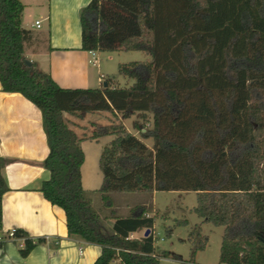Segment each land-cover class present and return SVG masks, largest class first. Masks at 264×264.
Instances as JSON below:
<instances>
[{
    "label": "trees",
    "instance_id": "obj_1",
    "mask_svg": "<svg viewBox=\"0 0 264 264\" xmlns=\"http://www.w3.org/2000/svg\"><path fill=\"white\" fill-rule=\"evenodd\" d=\"M22 11L20 0H0L1 90L39 109L49 149L42 163L49 177L39 190L64 211L68 235L101 246L93 264H160L170 257L155 253V216L143 206L125 217L111 213L107 231L91 205L94 195L110 208L113 192L154 191L195 192L193 212L224 228L219 264H264V104L252 103L264 90L253 80L264 75V0H90L79 12L82 50L149 56L118 64V74L132 80L128 87L109 79L99 88H64L36 63L27 65L24 44L32 32L21 27ZM64 113L112 117L87 134ZM136 113L138 136L119 118ZM102 135L112 136L99 156L102 185L87 194L80 144ZM9 161L0 157V230L8 190L1 169ZM139 229L150 231L130 239ZM14 234L23 238L22 257L45 242L22 229ZM205 245L199 240L193 254Z\"/></svg>",
    "mask_w": 264,
    "mask_h": 264
},
{
    "label": "crops",
    "instance_id": "obj_2",
    "mask_svg": "<svg viewBox=\"0 0 264 264\" xmlns=\"http://www.w3.org/2000/svg\"><path fill=\"white\" fill-rule=\"evenodd\" d=\"M89 1L20 0L23 5L21 27L44 39V47L33 54V60L64 88L101 87L105 82L104 76H109L107 71L111 68L108 64L113 59L111 55L116 53L97 52L98 62L93 64L89 52L81 49L79 12ZM27 9L35 11L33 21H25L23 13ZM36 20H41L40 28L35 27ZM43 24L45 30L41 31ZM24 50L26 55V43ZM111 81L115 83V79ZM48 151L39 109L20 93L3 92L0 86V157L10 160L1 169L8 190L2 196L0 236L22 229L32 239H45L26 257L19 254L23 240H4L3 246H0V264H93L100 255L99 244L87 242L77 235H68L64 211L46 200L39 190L42 182L49 177V171L42 164ZM117 193L111 194L110 208L102 206L101 201L93 200V196L91 198V205L107 231L111 230L114 222L110 218L111 213L112 216L125 217L135 207L127 206L121 210L117 205L119 203L114 202ZM143 204L137 205L145 208L146 216H151L146 210L147 203ZM137 231L130 234L131 239L144 236L145 229H142L143 234L136 236ZM154 251L156 253L155 245Z\"/></svg>",
    "mask_w": 264,
    "mask_h": 264
},
{
    "label": "rangeland",
    "instance_id": "obj_3",
    "mask_svg": "<svg viewBox=\"0 0 264 264\" xmlns=\"http://www.w3.org/2000/svg\"><path fill=\"white\" fill-rule=\"evenodd\" d=\"M23 14L25 21H33L35 11L33 9H27ZM35 30L37 31V29ZM44 30L45 24H43L41 31ZM41 37L38 34H33L29 41L30 43H26V60L36 63L33 60V54L44 47V39ZM260 50L264 56V45L260 47ZM101 56L105 57L106 55L101 54ZM111 56L113 59L108 63L111 68L107 71L109 76L105 75L104 78L105 80L115 79V83L113 84L117 87H128L132 83L131 79L118 74L117 66L119 63L149 59V56L142 51H118ZM253 78L258 86H264V75ZM252 103L264 104V90L259 91L258 95L254 94ZM138 115L136 113L130 117H123L119 114L120 122L125 126L127 131L136 133L137 136L139 134L135 123L139 122ZM262 116L264 123V110H262ZM64 117L73 120L78 126H87L85 132L89 134L97 127L107 125L112 116L108 113H101L98 116L85 114L82 118L78 119L64 113ZM71 128L78 135L82 133L81 129H76L72 125ZM111 138V135H102L97 141L84 140L80 144L84 153V162L81 166L82 184L87 194H90V192L100 188L102 185V173L99 169L98 161L102 148L109 143ZM144 142L149 147L153 145L152 138L145 139ZM93 200L100 202V198L97 195L93 196ZM114 202L116 204L119 203L117 205H119L121 210L126 209L127 206H138L147 203L148 208L146 210L155 216L154 233L156 241L154 245L156 253L161 254L162 252H167L170 255V257L161 258V264H219V248L224 228L205 222L193 212V207L196 205L195 192H118L117 195H114ZM176 220H186L187 223L176 226L174 225ZM166 228L171 230L168 237L165 236ZM135 234L136 236L143 234L142 229H139ZM191 234L193 235L191 236ZM203 238H206L205 248L202 250L198 249L193 254L195 245Z\"/></svg>",
    "mask_w": 264,
    "mask_h": 264
},
{
    "label": "built area",
    "instance_id": "obj_4",
    "mask_svg": "<svg viewBox=\"0 0 264 264\" xmlns=\"http://www.w3.org/2000/svg\"><path fill=\"white\" fill-rule=\"evenodd\" d=\"M41 20H36L35 22H34V25H35V27L36 28H40L41 27ZM89 52V54H90V62L91 63H93V64H96L98 61H97V58H96V54H97V52L96 51H94V50H89L88 51ZM100 78H102V76L100 77ZM14 231L15 230H12V231H10V232H8L7 234H6V236H4V237H1L0 236V241H2V240H23V238L22 237H16L15 236V234H14ZM129 238H130V235H129ZM131 239V238H130Z\"/></svg>",
    "mask_w": 264,
    "mask_h": 264
},
{
    "label": "water",
    "instance_id": "obj_5",
    "mask_svg": "<svg viewBox=\"0 0 264 264\" xmlns=\"http://www.w3.org/2000/svg\"><path fill=\"white\" fill-rule=\"evenodd\" d=\"M25 62H26L27 65L31 64V62L29 60H26ZM103 86H105V83L103 84ZM149 231H150L149 229H146L145 232H144V236H147L149 234Z\"/></svg>",
    "mask_w": 264,
    "mask_h": 264
}]
</instances>
